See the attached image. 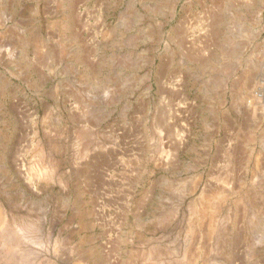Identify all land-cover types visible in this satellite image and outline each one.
<instances>
[{
  "label": "rangeland",
  "instance_id": "1",
  "mask_svg": "<svg viewBox=\"0 0 264 264\" xmlns=\"http://www.w3.org/2000/svg\"><path fill=\"white\" fill-rule=\"evenodd\" d=\"M259 61L264 0H0V264H264Z\"/></svg>",
  "mask_w": 264,
  "mask_h": 264
},
{
  "label": "bare ground",
  "instance_id": "2",
  "mask_svg": "<svg viewBox=\"0 0 264 264\" xmlns=\"http://www.w3.org/2000/svg\"><path fill=\"white\" fill-rule=\"evenodd\" d=\"M262 64H263V62L259 61L257 64L250 66L249 70L246 71L247 74H246L245 78H243L244 79L243 87H245L247 92H248V94L246 96V100L247 101L251 100L249 102L250 103L249 108H250V111L255 116L256 115L264 116V70L262 73V69H261ZM259 92H260V94H259ZM14 165H16L17 168L21 169L22 164H20V160H18L16 162V164H14ZM40 173L44 174V175H48L49 174V168L41 169ZM208 214H209V212H208ZM8 220H9L8 214L0 202V236L4 237V239L6 238L9 240L10 235H8V234H9L10 230H9Z\"/></svg>",
  "mask_w": 264,
  "mask_h": 264
}]
</instances>
